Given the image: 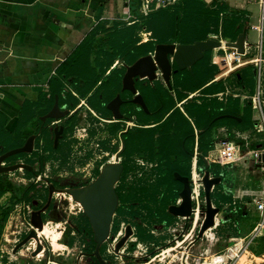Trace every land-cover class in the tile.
<instances>
[{"label": "crops", "instance_id": "0c3cea01", "mask_svg": "<svg viewBox=\"0 0 264 264\" xmlns=\"http://www.w3.org/2000/svg\"><path fill=\"white\" fill-rule=\"evenodd\" d=\"M186 1L189 6H203L205 9L216 8L214 0H181L174 6L149 13L144 11L143 0H0V123L4 120L3 114L6 115L8 120L5 123L4 130L9 133L16 132L24 103L26 100L35 103L26 107L24 117H29L33 112L34 117L21 129L22 142L21 140L17 141L23 144L29 135L39 133L35 140L34 150L32 153H25L21 159L15 162H26L32 165L34 172L25 170L26 173L30 174V178L36 179L34 183H46L48 195L49 182H51L50 176L42 173L39 167L48 158V155L59 151L62 144L57 149L52 145V134L47 129H43L42 132L44 122L40 117L52 108L49 109V104L52 101L49 92L50 80L58 76L57 69L98 25H102L107 29L111 28V30L116 26L126 29V31L134 27L140 29L143 27L145 30L143 43L155 40L181 42L180 39H174L172 32L159 33V25L166 26L168 18L161 16L153 20L152 14L161 10L176 11L183 8ZM222 1L226 3L228 15H241L249 19L248 25L244 26H247L246 43H252V45L246 47V53L242 57L254 55V51H258L255 53L253 60L251 58L248 62L233 68L232 72L237 75L239 80V89H242V87L248 89L251 100L259 89L263 92L264 97V84H262L264 79V0ZM100 8H102L101 11ZM180 14L182 16L183 13ZM225 15L221 14L219 33L213 31L214 25H210L207 33L203 35L204 38H223L221 34ZM104 35L107 34H99L97 39L99 36ZM223 50L224 48H219L213 50V52ZM98 55V51L94 52L92 50L90 62L100 72L101 66L97 65ZM121 60L118 57L115 58L103 75V78L111 76L115 80L114 85L110 88L102 87L100 86L101 81L96 85L103 88L100 95L101 101L106 102L114 96L115 89L120 82L115 77L114 69ZM211 62H214L215 66L217 65L216 60H211ZM251 66H254L255 69ZM222 77L220 74H216L201 89L195 91L180 89L181 97L178 96V92L174 91L173 102L169 109H165L159 118L150 117L152 128H155V125L158 124L154 129L155 131L152 130L151 132V150L141 149L136 154L146 153L152 159L164 161L169 166V171L172 168H177L176 171L184 174L191 169V166L192 172L201 170L199 167L201 163L204 168L206 163L210 168L209 161H205L203 156L211 153L223 141L239 143L243 148L249 150L263 149L260 135H264V131L259 128V116L254 109L253 101L252 106L248 107L245 99L246 95L244 93L242 95L241 92L230 93L226 81ZM217 82L224 84V90L208 94L207 88ZM63 83L64 91L61 95H54L52 106L56 96H58L59 104L70 106L75 103L76 110L85 104L88 109L85 115L91 113V111H96L94 109L96 106L91 105L93 103H90V99L88 100L91 94L94 93V89L84 97L76 89L77 86L84 90L86 87L84 79L77 82L76 76H71L63 79ZM96 89H99V87ZM88 104L91 106L88 107ZM230 106H237L234 109H238L239 116L234 114L217 116L212 120V123H218L219 125L215 130L202 137L203 130L200 125L208 121L209 117L216 111L230 108ZM248 109L251 114L250 123L241 124V116H245ZM233 118H237L239 123H232ZM188 133L192 134L190 141L186 137ZM1 140L12 142L13 138H8L3 134ZM212 141V147L207 148ZM3 147L4 145L0 144V154L3 153ZM217 165L222 169L227 168V171L231 172L229 177L224 178L223 175L214 173L210 169L213 175L222 176L220 185L224 186V189L220 188L219 190H216L215 186L212 193L213 203L219 206L221 211L216 216L215 225L209 232L214 233L219 240L214 245L206 242L208 244L206 247H210L213 250L212 253L200 258H195L196 256L191 254L195 258L194 264H264V251L256 254L250 249L253 242H256L259 249H264V225L258 227L259 223L264 220V213L257 207L258 201L264 195L263 157H261V160L255 161L247 156L238 162ZM19 170L24 171V169ZM169 171L168 178L171 184L174 183L175 197L168 201L167 206L180 202L178 196L180 186L174 182V180L177 181L175 177L174 180L171 178ZM14 172L16 173V171ZM11 173L13 172L0 176V264H40L43 260L47 261L46 258L42 257L46 251L43 242V250L36 256L33 255L37 246L35 240H30L23 245L30 244L29 254H26L23 246L15 250L16 245L22 240V236L15 240V236L11 234L12 221L17 215H13L11 208L2 202V199H5L3 196L10 194L11 190L15 189L14 192L17 197L24 200L26 205L31 206L32 199L29 194L35 190L36 184L28 179L32 184L24 192L22 190L17 191L16 184L9 183V178H6ZM31 185L34 188L28 191ZM7 188L9 190L5 191ZM33 203H37L36 200H33ZM43 206L35 205L34 209ZM3 210L9 211L6 221L2 220ZM45 218L44 228L47 222ZM174 220L181 227H185L186 221H188L183 217H174ZM192 225L193 229H196L197 224L194 220ZM44 228L39 232L41 241L42 234L46 231ZM221 240L236 242V244L230 246L225 253H214L217 244ZM194 245L191 247V251ZM81 258L85 257L81 256ZM48 264L56 263L49 259Z\"/></svg>", "mask_w": 264, "mask_h": 264}, {"label": "rangeland", "instance_id": "374dc122", "mask_svg": "<svg viewBox=\"0 0 264 264\" xmlns=\"http://www.w3.org/2000/svg\"><path fill=\"white\" fill-rule=\"evenodd\" d=\"M192 22H194V25H191ZM155 24L159 25L157 23ZM159 27V33L161 34L171 31L169 26L165 27L159 25ZM141 28L142 29L134 27L133 29L122 31L121 34L128 36L127 38H129V41L137 40L140 44L143 43V38L145 37H143L145 30L143 27ZM182 29L183 33L188 37H201L207 33L208 25L205 21L193 20L192 17H188L184 20ZM221 37H223L222 39L225 41L231 40L230 38L224 37L222 34ZM107 39V35L99 36L93 48L94 52H97L101 43ZM232 52L233 49L230 48H224L223 51H217L216 53L213 52L212 61L216 60L217 62V71L215 75L220 74V76H223L222 78L226 81L230 93L241 92L242 95L244 93L246 95L245 99L247 101V106H252V100L248 89L243 87L239 89L238 77L232 71L234 67L248 62L249 59L252 58L253 60L255 58V53L258 51H254V55L251 54L246 57H241L240 59L233 58L230 64L223 65L220 62V58L226 57ZM211 63L214 65V62ZM247 66L249 65L247 64ZM114 74L115 77L119 79L121 72L116 70ZM262 84H264V79ZM154 86L160 87L162 90L166 88L161 78L150 82L146 88V93L149 97L151 109H156L159 104L158 100H156L151 93V89ZM172 102L173 99L170 100V103ZM69 107L73 115L69 122L67 137L62 142L61 149L48 155V158H46L44 163L39 167V170L42 173L48 174L51 182L59 188L80 187L84 185L92 177L94 166V161L90 160V162H88V168L84 171L83 138L86 132L90 133L87 127L88 122L85 120V113L88 112V109L85 104L77 108V110L75 109L76 105ZM97 128L98 130H94V133H105L106 131L110 133L112 132L111 129L113 130L114 127L97 126ZM260 138L261 146H264V135L261 134ZM243 149L247 150L245 148ZM129 155V167L117 185L120 193L119 207L114 214L111 234L108 242L103 246L102 256L107 264H181L183 263L184 250L191 239L196 237V231L194 232L192 224H190V227L184 229V231H181L182 227L176 224L175 220L172 222L168 217H165L167 203L170 199L175 197L174 183L171 184L168 178L169 166L160 159H152L151 156L149 159H143L139 154L136 156V154L130 153ZM139 160H143V162ZM209 164V169H212L214 173L221 174L224 178L230 176L231 172L227 171V168L222 169L212 161H209ZM199 167L201 168L199 171L203 176L205 171L204 165L201 163ZM211 174L213 175L212 172ZM6 178H9V183L16 184L17 191L22 190L23 192L30 184L36 182V179L30 178V174L26 173L25 170H19L16 171V173L13 172L7 175ZM28 179H30L32 183H30ZM34 184H36L35 190L29 194V197L32 199L30 207L33 210L35 205L43 206L48 200L47 184L41 182ZM220 188L224 189V186L219 184L215 187L216 190ZM7 190H9V188L5 191ZM14 190H11L10 194L4 195L3 198L5 199H2V202L11 208L13 215H17L19 212L26 209V204L24 200L17 197ZM33 200H36L37 203H33ZM45 216L47 222L44 229H46V231L42 234V242L46 247V251L44 253L45 256L43 255L42 257L46 258L47 261L43 260L40 264H48L49 259L56 264H97L95 263L97 261L94 257L81 258L80 256L82 252H93L95 244L93 242V234L90 225L83 213L82 206L78 202L73 200L69 194L57 192L53 195L51 204L45 211ZM128 224L132 225L134 233L122 248V252L123 254H129L130 257L117 254L113 250L114 245L123 235L125 227ZM180 234L183 235L181 236ZM166 244L169 245L165 247L164 245ZM234 244H236V242L221 240V242L217 244L214 253H225L228 251L227 249ZM206 245L205 240L195 242L190 255L194 254L198 256L199 252H201ZM23 247L26 254H29L30 244ZM250 249L259 252L262 250L259 249L256 242L250 245ZM26 254L24 255L26 256ZM194 260L195 258L192 256L188 258L191 264H194ZM248 261L249 259L247 262Z\"/></svg>", "mask_w": 264, "mask_h": 264}, {"label": "water", "instance_id": "95a60500", "mask_svg": "<svg viewBox=\"0 0 264 264\" xmlns=\"http://www.w3.org/2000/svg\"><path fill=\"white\" fill-rule=\"evenodd\" d=\"M246 34L247 26H244L237 38L230 41L208 37L206 39H197L191 43L158 42L155 44L152 52L140 56L133 63H129L125 66V71L122 76V90L129 91L133 94V103L142 106L146 112H149L143 95L141 93L137 94V79H148L152 82L161 78L168 90L172 91L173 75L180 70L191 69L198 61L203 59L206 52L219 48H231L236 49V52L239 54H245L246 47L252 45V43H246ZM122 102L121 95L118 93L107 104L108 109L117 119L124 117L120 110ZM69 112V109H62L60 107L59 98L56 96L52 108L40 118L42 122H46L48 119L59 121ZM63 130V125L55 126V146L58 145ZM38 135L39 133L29 135L22 145L0 154V176L19 169L34 172L33 166L26 162L7 163L6 160L10 156L18 153H32ZM123 149L124 144L122 150ZM121 151L116 154L115 161L102 167L98 177L87 185L58 188L54 183L49 182L47 203L43 207L32 211L31 223L33 229L22 238L16 245L15 250L27 244L30 240H35L37 243L36 249L33 252L34 256L43 250V244L39 236V232L44 228L43 213L50 206L53 195L57 192H64L69 194L73 200L82 206L93 231L95 248L92 255L101 264H106L101 254V247L109 240L113 217L119 206V196L115 189V185L120 180L123 172V165L119 162ZM262 157L264 160V154ZM205 166L204 174L200 180L205 198L204 218L195 241L200 240L204 233L215 225L216 216L221 211L219 206L214 205L212 193L214 187L221 183L222 176L212 175L207 163ZM174 177L182 183L183 187L180 191V202L169 205L168 212L173 216L183 217L188 220L193 214L191 180L189 176L181 175L178 171L174 172ZM132 235L133 228L128 224L124 234L113 248L114 252L122 254V248Z\"/></svg>", "mask_w": 264, "mask_h": 264}, {"label": "trees", "instance_id": "16d2710c", "mask_svg": "<svg viewBox=\"0 0 264 264\" xmlns=\"http://www.w3.org/2000/svg\"><path fill=\"white\" fill-rule=\"evenodd\" d=\"M214 4L216 5V8L205 9L203 8V6H196V5L189 6V4H187L186 1V4H184L183 8L178 7L179 9L173 12H168L165 10L158 11V13L152 14V19L154 20L157 19L158 17L166 16L168 18V24H166V26H169L171 28L170 32H172V34L174 35V39L176 40L180 39L181 42L191 43L197 39H206V38H204V36L201 37L187 36L188 38H184L186 37V34L183 33L182 26L186 18L192 17L193 20L194 19H197L199 21L204 20L206 21V23H208L207 24L208 30L210 25H214L215 28L213 29V31L219 33L221 14L222 15L226 14L223 18L222 35L224 37L235 40L238 34L242 31L243 26L248 25L249 19L241 15H234V16L228 15L226 3L223 2L222 0H214ZM101 10L102 8H100V11ZM180 13H183L182 16ZM191 25H194V22H192ZM125 30L126 29L119 28L116 26L111 30V28L107 29L102 25H98L90 32V34L81 42V44L67 58V60L63 64H61L60 67L57 69L58 76L50 80L49 92L52 96V101L49 104V109L52 107L54 95L55 94L61 95L62 92L64 91L63 79H67L71 76H76L77 82L80 79H84L86 81V87L84 88V90L76 86V89L80 92L81 96L83 97L86 96V94H88L100 81H101L100 86L110 88L114 85L115 80L111 76L103 78V75L106 73V68L112 65L115 58L118 57L122 60L127 61L128 63H133L140 56L148 54L151 51H153L156 43L166 42V40H155V41H149L148 43L138 44L137 40L129 41L128 40L129 38H127L128 36L121 34V32ZM101 33L107 34L108 39L101 43L98 50L99 55H98L97 65L101 66V70L100 72H98L96 67L92 66L90 62V55L93 50V46L97 39V36ZM212 54H213V50L206 52L203 59L198 61L191 69L180 70L177 73H175L173 75V81H172L173 91H169L167 88L162 90L160 87L157 86H154L151 89V93L159 102V106L154 110V113L163 112L165 109L167 110L169 109L171 105L170 100L173 99L172 97L174 91L178 92V96L181 97L182 95L180 94V89L187 91H195L201 89L208 80H210L215 76L217 67L211 63ZM251 68L255 69L254 66H251ZM120 78L121 75H119V80ZM223 90H224V84L222 82H217L211 84V86L207 88V93L214 94ZM75 101L78 102L77 99H75ZM34 104H35L34 102L26 100L22 108V111L20 113V120L18 123L17 130L14 133H9L4 130L5 123L8 120V117L3 114L4 120L0 123V144L4 145L3 152L22 145L17 142L21 140V129L25 125H27L29 121L34 117V112L29 117H24V112L26 110L27 105L32 106ZM74 105L75 103L70 106H74ZM236 107L237 106H232V107L230 106V108L216 111L213 115H211L208 121L200 125L203 130L201 136L205 137V134L207 135L212 130L216 129L217 125L219 124L212 123V120L215 119L217 116L221 114H234L236 116H239L238 109L237 110L234 109ZM249 111H250L249 109L246 110V115L241 116L242 118V122H240L241 124L250 123L249 118L251 114L249 113ZM231 122L239 123L237 118H233ZM3 134H5L6 137L8 138H13V141L10 142L9 140H7L5 142L1 140ZM210 143L211 145L207 148L212 147L213 141ZM24 155L25 153H18L13 156H10L9 158H7L6 161L15 163V161L21 159ZM176 170L177 168H172L169 171V174L173 180H174V172ZM31 188H34V186L31 185L28 191ZM212 198H213V194H212ZM8 214H9L8 210L2 211L3 221H6ZM45 217H46L45 214H43V218ZM165 217H168V219L171 220L170 219L171 216L167 215V212ZM261 251H264V249ZM254 252L256 254L261 253L259 251H254ZM97 264H101V263L97 262Z\"/></svg>", "mask_w": 264, "mask_h": 264}, {"label": "flooded vegetation", "instance_id": "af4514ba", "mask_svg": "<svg viewBox=\"0 0 264 264\" xmlns=\"http://www.w3.org/2000/svg\"><path fill=\"white\" fill-rule=\"evenodd\" d=\"M127 64H129L127 61L121 60L119 65L114 69V72L116 70H119L121 72V74H120L121 78H120L119 85L115 89L114 96H112V98H110L108 101L105 102V101H101V99H100L101 90L103 88H100V86H96L95 88H93L94 93L91 94V96L88 98V100L90 99L89 100L90 103H93V105L96 106L94 108V109H96V111H94V112L91 111V113L86 114L85 120L88 122L87 127L89 128L88 131H90V133L86 132V134L83 138V142H84V144H83V149H84L83 167H84V171H86V169L89 166L88 162H90V160L94 161L92 177L84 185H87L90 182H92L94 179H96L98 177V175L100 174L102 167H104L108 163H112L115 161L116 154L122 150V147L124 144V149L121 151L120 159H119V162L123 165V172H122V175L120 177V180L115 185V189H116L118 196H119V202H120V193L118 191L117 185L121 181V179L123 178L127 168L129 167V163H128V161H129L128 158L130 157L129 154L130 153L136 154V152L141 150V149H146V151L151 150V144H152L151 138H150L151 132H152V130H154L157 127L158 124L155 125V128H152V126H151L152 124L150 123V117L155 116V118H159L162 115V112L154 113L155 109L150 108L149 97L146 93V88L148 87V85L151 82L148 79H137L136 80V87L138 89L137 94L141 93L143 95L145 102L148 106L149 112H146L142 108V106H140L136 103H133V101H132V99L134 98L133 94H131L129 91H126V90L123 91L122 90V76L124 74L125 66ZM97 87H99V89H96ZM118 93H120L121 98L123 100V102L121 103V106H120V110H121V113L123 114L124 117L120 118V119L115 118L113 113L107 107L108 102L110 100H112ZM95 102H96V104H95ZM91 105L88 104L87 106L90 107ZM158 106H159V104L157 105V107ZM60 107L62 109L67 108L70 110V112L67 115H65L62 119H60L59 121H54V120H49V119L46 120V122L43 123V127H42V132H43V129H45V130L47 129L51 132V134H52V145L55 146V143H54V141H55V126L56 125H59V126L63 125L64 126L62 137L59 139L58 145L55 146L56 149L60 147L62 142L67 137L68 129H69V122L71 121V116L73 115V113H71V109H70L68 104L67 105H63V104L61 105L60 104ZM97 126H100V127L107 126V127H114V128H113V130L111 129L112 132H110V133H109V131L108 132L106 131L107 133L106 132L105 133H103V132L102 133H94V130H98ZM86 130H87V128H86ZM42 132H41V134H42ZM191 135H192L191 133H188L186 135L188 141H190ZM187 152H189V151H187ZM137 155L138 154H136V156ZM139 156H142L143 159H145V158L149 159L150 158V155H148L146 153H139ZM139 161L143 162V160H139ZM169 169L170 168H168V171H169ZM181 175L189 176V178L191 180V187H192V182H193L192 166H191L190 170H188L187 172H185L184 174H181ZM174 182L178 183V185L180 186V189L178 190V196L180 198V191L182 190L183 185L178 180L177 181L174 180ZM84 185H81V186H84ZM168 207H169V205L166 208V212L171 216L170 219L173 222L174 217H177V216H173L172 214H170L168 212ZM83 213H84V210H83ZM84 215H85V213H84ZM85 217H86L87 222L89 223V220H88L86 215H85ZM190 218L188 219V221H186L187 224L185 225V227H182L181 231H184V229H186L187 227H190V224H192V222H193V220ZM113 219H114V217H113ZM112 223H113V221H112ZM89 225H90V223H89ZM90 228H91V225H90ZM111 228H112V225H111ZM91 231H92V228H91ZM124 232H125V230H124ZM194 232H195V229H194ZM133 233H134V231H133ZM92 234H93V231H92ZM180 235L182 236L183 234H180ZM93 242H94V239H93ZM195 242H196L195 238H192L186 247L188 249H191V247L195 244ZM167 243H169V242H167ZM94 244H95V242H94ZM104 244L101 247V254L103 251ZM115 245H114V247H115ZM168 245L169 244H166L164 246L167 247ZM81 254H82L81 256H84V257H94L92 255V252L91 253L82 252ZM123 255L126 257H130L129 254H123ZM96 261L99 262L97 259H96ZM97 262H95V263H97Z\"/></svg>", "mask_w": 264, "mask_h": 264}, {"label": "built area", "instance_id": "2783aa9c", "mask_svg": "<svg viewBox=\"0 0 264 264\" xmlns=\"http://www.w3.org/2000/svg\"><path fill=\"white\" fill-rule=\"evenodd\" d=\"M181 0H143V7L144 11L146 13L152 12L154 10H158L161 8H168L171 6H174L178 4ZM234 51L226 56L221 57L220 62L223 65L230 64V61L234 59H240L243 54H239L236 52V49H233ZM253 106L254 109L257 111L259 120L258 125L260 130L264 131V97L263 92L259 89L255 96L252 97ZM264 153L263 149H255V150H243V146L239 143L233 142L229 143L228 141H223L220 143V145L215 148L211 153L207 154L206 156H203V159L205 161H212L217 164L225 165L228 163L238 162L239 160L249 156L252 158V160H261V157ZM199 170L193 171V182H192V201H193V214L190 219L194 220L196 222V229H195V235L197 237L199 228L201 226V223L204 218V209H205V198L203 194V186L200 182L202 178V173ZM258 209L264 213V195L260 198V200L257 203ZM33 209L26 205V209L22 212H19L17 216L13 219L12 225H11V234L15 236V240H18L21 236L22 238L30 232L31 229H33V225L31 223V214ZM264 225V220L259 223L258 227H261ZM206 231L201 238V240H205L208 244L214 245L215 242H217L219 239L215 237L214 233H210ZM195 237V239H196ZM207 244V245H208ZM212 249L210 247H205L199 252L198 256L195 258H200L205 255H208L209 253H212ZM191 250L187 247L184 250V257H183V263L181 264H191L188 261V258L190 255Z\"/></svg>", "mask_w": 264, "mask_h": 264}, {"label": "bare ground", "instance_id": "6f19581e", "mask_svg": "<svg viewBox=\"0 0 264 264\" xmlns=\"http://www.w3.org/2000/svg\"><path fill=\"white\" fill-rule=\"evenodd\" d=\"M245 258H246V257H245ZM218 259H219V258H218ZM243 259H244V257H243ZM243 259H242V260H243ZM214 260H216V259H214ZM244 260H245V259H244ZM208 262H209V261H208Z\"/></svg>", "mask_w": 264, "mask_h": 264}]
</instances>
